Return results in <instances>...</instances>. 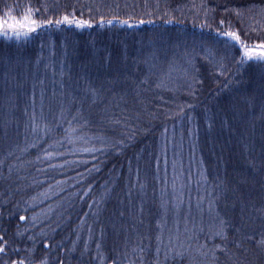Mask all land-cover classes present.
Instances as JSON below:
<instances>
[{
  "label": "trees",
  "instance_id": "obj_1",
  "mask_svg": "<svg viewBox=\"0 0 264 264\" xmlns=\"http://www.w3.org/2000/svg\"><path fill=\"white\" fill-rule=\"evenodd\" d=\"M29 7L44 26L0 39V264H264V62H238L264 0L0 17Z\"/></svg>",
  "mask_w": 264,
  "mask_h": 264
},
{
  "label": "snow or ice",
  "instance_id": "obj_2",
  "mask_svg": "<svg viewBox=\"0 0 264 264\" xmlns=\"http://www.w3.org/2000/svg\"><path fill=\"white\" fill-rule=\"evenodd\" d=\"M52 21H48V24L51 25ZM56 25L59 26L61 24L60 20H57ZM63 23H72L67 16L63 18ZM126 23V22H124ZM223 23V21H221ZM44 25L38 24L34 19V12L29 7L25 14L17 18L10 14H6L5 17H0V39L5 41H10L15 38L17 41L23 37L25 40L30 38V34H34L37 32L39 28H42ZM83 26L82 23L77 22V27ZM89 27L91 25H88ZM225 37L230 38L235 41L237 44L240 43V37L235 32H223L218 33ZM251 60H258L260 62H264V44L258 45L255 48L244 46L240 48V59L239 63L244 64ZM23 220L24 217H21ZM219 234V233H218ZM264 244V241L261 242ZM5 248L0 246V253H3ZM15 264V262H13ZM22 264V262H21Z\"/></svg>",
  "mask_w": 264,
  "mask_h": 264
}]
</instances>
